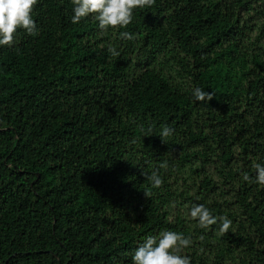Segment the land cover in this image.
<instances>
[{"label": "trees", "instance_id": "obj_1", "mask_svg": "<svg viewBox=\"0 0 264 264\" xmlns=\"http://www.w3.org/2000/svg\"><path fill=\"white\" fill-rule=\"evenodd\" d=\"M72 8L37 0V34L0 46V264H132L163 230L191 264H264V0H151L104 29Z\"/></svg>", "mask_w": 264, "mask_h": 264}, {"label": "clouds", "instance_id": "obj_2", "mask_svg": "<svg viewBox=\"0 0 264 264\" xmlns=\"http://www.w3.org/2000/svg\"><path fill=\"white\" fill-rule=\"evenodd\" d=\"M37 0H0V46H11L14 42V33L18 28L24 29L29 35L38 32L36 21L32 17L33 6ZM151 0H73L71 21L78 23L89 14H95V18L101 29L108 26H127L133 19V9L150 5ZM123 37L132 39V34L123 33ZM113 55H116L113 52ZM192 95L196 100H210L211 94L199 87L195 88ZM171 129L165 126L160 137H166ZM151 130L145 132L151 134ZM256 179L264 183V166L256 165ZM143 174V173H142ZM246 180L248 176L244 177ZM153 187H159L162 183L160 176L153 172L149 177ZM189 215L198 219L200 227H207L215 223L216 217L203 204H195L189 209ZM231 221L223 219L220 226L221 232L229 229ZM191 243L188 237L182 233L163 230L158 235H146L134 249L131 255L132 264H191L190 258L181 255L179 249L187 247Z\"/></svg>", "mask_w": 264, "mask_h": 264}]
</instances>
